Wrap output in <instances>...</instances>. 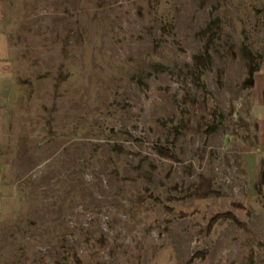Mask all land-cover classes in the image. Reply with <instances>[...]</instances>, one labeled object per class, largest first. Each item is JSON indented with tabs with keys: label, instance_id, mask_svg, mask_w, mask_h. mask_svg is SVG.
Listing matches in <instances>:
<instances>
[{
	"label": "rangeland",
	"instance_id": "1",
	"mask_svg": "<svg viewBox=\"0 0 264 264\" xmlns=\"http://www.w3.org/2000/svg\"><path fill=\"white\" fill-rule=\"evenodd\" d=\"M0 20V264H264V0H0Z\"/></svg>",
	"mask_w": 264,
	"mask_h": 264
},
{
	"label": "trees",
	"instance_id": "2",
	"mask_svg": "<svg viewBox=\"0 0 264 264\" xmlns=\"http://www.w3.org/2000/svg\"><path fill=\"white\" fill-rule=\"evenodd\" d=\"M215 25H216V18L212 19L211 22L209 23V25L204 27V29H202L200 32L203 35V37L206 39V45L204 47V52L199 53L193 57V62L195 63V66H196L199 74H202L203 71L207 68V66L210 65L212 62L213 54H212L211 50H212V47H213L214 41H215V33H216V29L214 28ZM241 52H242L243 57L246 59L248 66L251 68V72L253 73V71H255L259 68L260 62H261V60L263 61V59L261 58L260 55H258V54L256 55L252 51V49L249 45V42L247 40V36H245L244 39L242 40ZM196 77H197V79L199 78L198 74H196ZM214 125L211 126L210 131L208 130L209 133L215 131L214 129H216V128H213ZM156 149L158 150L159 153H161L163 155H166V156L170 155L169 151L165 148H162V146L158 145V146H156ZM263 164H264V162H262V165L260 167L262 169V171H264V165ZM263 181L264 180H262L261 183ZM236 206L242 207V204H238V205L236 204ZM221 218H230V219H233L236 222H238L237 217L232 212H230V211L229 212H220V213H217L216 215H214L213 217H211L210 221L207 224V228L211 227V225H213L218 219H221Z\"/></svg>",
	"mask_w": 264,
	"mask_h": 264
},
{
	"label": "crops",
	"instance_id": "3",
	"mask_svg": "<svg viewBox=\"0 0 264 264\" xmlns=\"http://www.w3.org/2000/svg\"><path fill=\"white\" fill-rule=\"evenodd\" d=\"M1 21V20H0ZM1 23V22H0ZM6 46V51H7ZM6 57V59H5ZM3 57L1 54V48H0V134L3 131L4 127V121L7 114V111L11 105L12 98H13V92H14V80L12 76L9 74L7 70V56ZM264 96V95H263ZM264 98V97H263ZM255 133H256V140L258 142V151L255 148H252L247 146L248 153H256L258 155L264 153V117H258L255 118ZM244 148V147H242ZM252 150L254 152H252ZM248 154V155H250ZM262 156V160L264 162V156ZM245 163V160H243ZM4 186V181L2 179V174L0 172V192L2 191V188ZM0 207H1V195H0Z\"/></svg>",
	"mask_w": 264,
	"mask_h": 264
}]
</instances>
